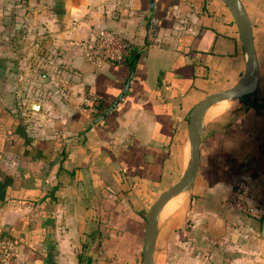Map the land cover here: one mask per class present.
Returning <instances> with one entry per match:
<instances>
[{"label": "crops", "instance_id": "1", "mask_svg": "<svg viewBox=\"0 0 264 264\" xmlns=\"http://www.w3.org/2000/svg\"><path fill=\"white\" fill-rule=\"evenodd\" d=\"M241 2L258 87L205 111L198 171L158 216L154 264H264V0ZM102 27L140 52L132 73L74 43ZM247 63L223 0H0V236L28 264H142L145 213L188 168L191 108ZM92 93L104 118L82 102Z\"/></svg>", "mask_w": 264, "mask_h": 264}, {"label": "water", "instance_id": "2", "mask_svg": "<svg viewBox=\"0 0 264 264\" xmlns=\"http://www.w3.org/2000/svg\"><path fill=\"white\" fill-rule=\"evenodd\" d=\"M230 10L235 21L243 46L247 52V70L243 78L232 86L205 95L197 101L189 112L188 137L190 143L191 159L185 173L173 184L160 192L145 213V225L142 246V264H154L155 223L161 206L174 194L190 187L199 167V145L201 140V114L207 106L219 100L227 98H243L256 92L258 87L259 73L256 53L253 44L251 23L241 0H223ZM38 107L37 102L32 103ZM108 112V111H107ZM264 228V220H263Z\"/></svg>", "mask_w": 264, "mask_h": 264}, {"label": "built area", "instance_id": "3", "mask_svg": "<svg viewBox=\"0 0 264 264\" xmlns=\"http://www.w3.org/2000/svg\"><path fill=\"white\" fill-rule=\"evenodd\" d=\"M74 43L81 50L85 59L97 67L106 63H124L133 56V50L135 49L130 41L108 27H102L95 34L78 39ZM58 83L67 97L73 95L68 80L59 78ZM82 102L94 112L98 108L99 96L92 93L84 96ZM236 184L242 194L247 195L249 193L250 186L247 182L239 180ZM229 205L251 210L244 201L239 199L229 201ZM0 264H28L20 256L18 243L8 233L0 236Z\"/></svg>", "mask_w": 264, "mask_h": 264}, {"label": "bare ground", "instance_id": "4", "mask_svg": "<svg viewBox=\"0 0 264 264\" xmlns=\"http://www.w3.org/2000/svg\"><path fill=\"white\" fill-rule=\"evenodd\" d=\"M222 101H224V100H222ZM219 102V101H218ZM217 103V102H216ZM215 102H214V104H216ZM213 104V103H212ZM212 104H210L209 106H207V108H205L204 110H203V112H202V114H201V119H200V125H202V118H203V115H204V113H205V111L207 110L208 111V108L210 107V106H212ZM221 106V105H220ZM224 108V106H222L221 108L219 107L217 110H216V112H220L221 111V109H223ZM225 109V108H224ZM206 114V113H205ZM190 148V147H189ZM190 157H187V160H186V166H188L189 165V163H190ZM179 194H181V192H179V193H176V194H174V195H172L162 206H161V208L159 209V211H158V213H157V218H156V223L155 224H157V219H158V216H159V218L160 219H163L164 217H166V216H168L170 213H172L177 207H178V205L180 204V202H181V200H183L182 199V195L181 196H177V195H179ZM176 196V197H175ZM175 197V198H174ZM173 198V199H172ZM170 199H172L167 205H165ZM164 205H165V207H164ZM164 207V209L162 210V208ZM162 210V211H161ZM161 212V213H160ZM159 213H160V215H159Z\"/></svg>", "mask_w": 264, "mask_h": 264}, {"label": "trees", "instance_id": "5", "mask_svg": "<svg viewBox=\"0 0 264 264\" xmlns=\"http://www.w3.org/2000/svg\"><path fill=\"white\" fill-rule=\"evenodd\" d=\"M139 54H140V52L138 51V50H136V48L133 50V56L128 60V61H126V62H124V64L126 63V65H128V67H129V71H130V73H132V71H133V69H134V65H135V60L138 58V56H139ZM113 64H121V63H113ZM66 80H69V79H67V78H65ZM56 82H57V88H58V91L60 92V94L62 95V96H66L65 95V93L61 90V88H60V86H59V83H58V79L56 80ZM107 109H108V107L107 106H105L104 104H103V102H102V99L99 97V103H98V108H97V115H98V117H100V116H103L102 118H104L107 114H106V112H107ZM96 115V116H97ZM98 117H96V118H98ZM98 119H101V117L100 118H98ZM18 123H16V125H15V127H16V129H20V126L19 125H17ZM21 135V134H20ZM23 139H25V141L27 142V144H29V142L32 140V139H29L28 137H25L24 136V138ZM13 178V177H12ZM11 178V179H12ZM13 180V179H12Z\"/></svg>", "mask_w": 264, "mask_h": 264}, {"label": "rangeland", "instance_id": "6", "mask_svg": "<svg viewBox=\"0 0 264 264\" xmlns=\"http://www.w3.org/2000/svg\"><path fill=\"white\" fill-rule=\"evenodd\" d=\"M226 101H227V104H229L232 100L231 101L230 100H226Z\"/></svg>", "mask_w": 264, "mask_h": 264}]
</instances>
